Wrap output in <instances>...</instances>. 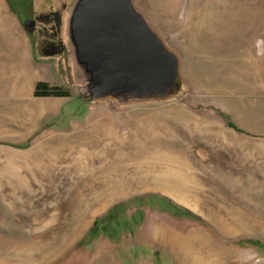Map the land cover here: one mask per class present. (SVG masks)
Wrapping results in <instances>:
<instances>
[{"label":"rangeland","instance_id":"rangeland-1","mask_svg":"<svg viewBox=\"0 0 264 264\" xmlns=\"http://www.w3.org/2000/svg\"><path fill=\"white\" fill-rule=\"evenodd\" d=\"M77 1L0 0V264H264V0H131L177 58L178 90L95 101ZM60 139H97L95 160ZM144 168L186 173V194L141 185Z\"/></svg>","mask_w":264,"mask_h":264},{"label":"water","instance_id":"water-1","mask_svg":"<svg viewBox=\"0 0 264 264\" xmlns=\"http://www.w3.org/2000/svg\"><path fill=\"white\" fill-rule=\"evenodd\" d=\"M34 21L24 25L29 30ZM77 62L91 101L106 96L161 99L177 92L178 60L131 0H78L70 19Z\"/></svg>","mask_w":264,"mask_h":264},{"label":"bare ground","instance_id":"bare-ground-1","mask_svg":"<svg viewBox=\"0 0 264 264\" xmlns=\"http://www.w3.org/2000/svg\"><path fill=\"white\" fill-rule=\"evenodd\" d=\"M19 75H21V74H19ZM28 77L31 80L35 78L34 75H30ZM25 84H27V82ZM25 84H23V85H25ZM94 127L95 128H92L93 129L92 131H95V133L101 131L107 137H109V136L110 137H113V135L115 134L114 128L110 124H99V125H95ZM81 139L83 140V138H81ZM82 140H79V139H71V140L60 139L59 145H60V148L61 149L63 147L73 148V146H75V145L80 146L81 150L83 151L82 154L85 156V158L89 157L88 159H90V162H93L95 160V156H97L96 151L95 150H92V151L88 152V151H85V148H88L91 145L93 146V144L97 143V142H95V141H97V139L94 140L95 143L93 142V140H89L91 142V145L89 144L88 141L85 142V141H82ZM115 146H116V143H115ZM123 155L124 154L121 151L120 152L119 151L117 152V157H120L119 160L123 157ZM85 158L82 157L83 160ZM131 162L137 164L136 161H133L132 160ZM171 165L172 164H170V166ZM174 166H175V164H174ZM137 168H139V169L142 170V167H140V166H138ZM148 169L149 168H144V170H146V171H144V173H142V174H139L140 176H139V179L138 180L140 182H138V183H140L141 185L147 186V187L150 186V187H152V188H154L156 190H161V191H163L164 193H167V194H172V193H174L176 191H179L180 194H181V196H183V194H186L185 191H187L188 184H189V178H188V176H186V173L183 172L184 173L183 174L182 171H181V173H179L178 171H175V170H172L171 171V170H168L167 169L168 171L166 170L167 172H165V173H158V174H155V175L152 176L149 173L152 174V172H154V171L149 172L150 170L148 171ZM152 169H153V167H152ZM164 169H166V168H164ZM139 173H141L140 170H139ZM98 176L100 178L99 180H105V179L108 178V174L107 173L106 174L100 173V174H98ZM137 176H138V174H135L134 175V177H137ZM149 176L152 177V178H149ZM170 177L173 178V179H170ZM108 181H110V178L108 179ZM113 182H115L116 185H117L116 187H118L119 193L117 192L118 193L117 196H119L121 193H123V190H122L121 187L123 186V189L125 188L126 181L119 180L118 179V180L113 181ZM113 182H111V183H113ZM111 183H110V185L108 184L109 185V189L111 188V185H112ZM180 183H183V186ZM180 185H181V187H180ZM171 186H173V187H171ZM183 187L185 189H183Z\"/></svg>","mask_w":264,"mask_h":264},{"label":"trees","instance_id":"trees-1","mask_svg":"<svg viewBox=\"0 0 264 264\" xmlns=\"http://www.w3.org/2000/svg\"><path fill=\"white\" fill-rule=\"evenodd\" d=\"M33 93L35 96L38 97H56V98L70 97V92L68 90L59 87H50L47 83L36 84ZM228 126L234 128V125L231 123H228Z\"/></svg>","mask_w":264,"mask_h":264},{"label":"flooded vegetation","instance_id":"flooded-vegetation-1","mask_svg":"<svg viewBox=\"0 0 264 264\" xmlns=\"http://www.w3.org/2000/svg\"><path fill=\"white\" fill-rule=\"evenodd\" d=\"M55 15V14H54ZM34 21V24L31 26L30 25V29H34V27H35V25H36V21L37 20H35V19H31V21ZM41 22H43V24H45V25H49L52 21L50 20V18H48V17H41L40 19H39ZM27 21V20H26ZM59 23H60V18H59V16L57 15H55L54 16V24H55V26H57V25H59Z\"/></svg>","mask_w":264,"mask_h":264}]
</instances>
